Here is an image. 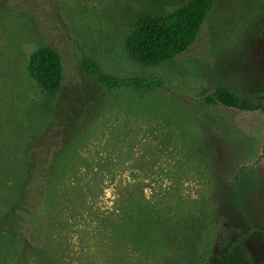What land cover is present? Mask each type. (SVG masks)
<instances>
[{"label": "rangeland", "instance_id": "rangeland-1", "mask_svg": "<svg viewBox=\"0 0 264 264\" xmlns=\"http://www.w3.org/2000/svg\"><path fill=\"white\" fill-rule=\"evenodd\" d=\"M193 1L0 0V264H200L230 239L264 264V0H209L158 66L125 50L140 16ZM43 45L56 95L29 74ZM84 56L164 87L109 91ZM219 86L262 108L205 102Z\"/></svg>", "mask_w": 264, "mask_h": 264}, {"label": "trees", "instance_id": "trees-1", "mask_svg": "<svg viewBox=\"0 0 264 264\" xmlns=\"http://www.w3.org/2000/svg\"><path fill=\"white\" fill-rule=\"evenodd\" d=\"M209 0H194L167 15L140 16L133 31L125 41L130 59L144 66H158L186 51L198 37L205 19ZM81 70L109 91L130 90L139 93L154 92L164 87L156 76H118L104 70L101 63L91 56H84ZM29 74L40 89L56 95L64 82V63L61 54L50 45H43L32 52ZM208 104L222 103L227 107L253 111L262 108L250 96H240L225 86L217 87L204 98ZM63 162V161H62ZM28 184L25 185L27 188ZM200 259V264H254L248 248L240 241L230 239L220 251L210 246ZM203 261V262H202Z\"/></svg>", "mask_w": 264, "mask_h": 264}]
</instances>
